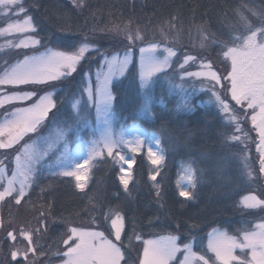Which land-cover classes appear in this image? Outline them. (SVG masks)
Listing matches in <instances>:
<instances>
[{"label":"snow or ice","instance_id":"1","mask_svg":"<svg viewBox=\"0 0 264 264\" xmlns=\"http://www.w3.org/2000/svg\"><path fill=\"white\" fill-rule=\"evenodd\" d=\"M71 3L80 11L88 8L86 0H71ZM234 15L237 17V23L229 26L228 39L212 41L221 48L220 54L226 64V74L222 75L215 71L213 64L206 62L202 55H193L191 51L179 47V30L176 28L179 20L174 17L162 23L158 29V38L154 34L155 29L149 30L147 26L141 28L129 19L127 23L121 21L111 27L98 26L92 30L94 34L97 31L109 33L123 44L122 48L103 49L98 40H91L82 34L79 41L67 46L71 50H56L46 47L38 38L37 23H34L33 17L29 15L24 0H0V17L5 21V26L0 27V36L19 38L16 43L10 39H6L5 43L22 52H38L33 55L24 52L22 59L12 63L4 61L0 65V108L10 109L0 113V155L3 157L0 158V202L11 199L19 205L42 178L38 167L42 157L31 151L27 142L21 144V141L30 134L38 135L45 124H51L61 115L72 121L70 127H87L90 109H94L96 118L102 122L103 127L92 131L91 139L87 142L88 155L77 161L66 152L58 161L61 165L59 171L52 173L49 178H61L62 182H67L74 190L84 192L91 162L106 156L118 166L119 182L127 191L131 176L126 173L136 162L137 153L146 151V159L155 166L149 179L156 182L161 169L165 167L166 149L161 145L160 139L155 140L159 150H154L150 138L145 137L139 130L134 129L132 136L126 137L125 129L128 126L122 125L119 131H116L111 120L115 99L112 91L113 80L116 77H124L130 65L135 67L137 52L142 89L150 90L156 79L163 78L173 88L179 87L181 92L185 86L192 89L199 87L202 91L209 92L210 98H214L219 108L227 115L232 128L231 132L220 131L222 142L226 145H242L239 152L233 155L242 161L244 175L249 179L253 175L250 160L253 145L257 153L259 171L264 173V9L257 11L247 4H241L240 8L234 11ZM250 16L259 19V26L252 23ZM197 32L200 35L198 46L204 48L209 38L203 34L204 29L201 26H197ZM237 32L239 34H235ZM39 47H43L44 51L39 52ZM93 60L97 63L94 80L90 67ZM193 66L199 70L189 71ZM70 78L76 81L77 86L81 82L85 85L80 89L83 104L77 100L72 105L74 109H78L76 116L58 108L57 93L44 91L45 88H55L56 82L63 83ZM177 79L181 82L179 85L176 84ZM25 86L32 87L33 90L25 91ZM62 91L63 89H58V92ZM229 97L240 106L241 112H244L245 108L250 111L251 129L245 131L241 127L243 120L237 110L229 104ZM29 101L31 103H26ZM25 104L26 106H18ZM183 104H188L186 98ZM244 115L247 117L246 112ZM252 132L255 137L250 135ZM59 135L66 137L65 132ZM126 148L130 150V156L125 153ZM13 160L14 169L10 166ZM5 161H9V164L6 165ZM65 161H71L72 166H67ZM198 171L202 170L192 164L187 166L185 176L181 177L182 180L186 179L187 186L181 184L180 180L177 181L179 197L186 200L195 198L193 190L196 188ZM154 187L155 195L159 198L160 186L155 183ZM84 195L88 194L85 192ZM88 198L91 200V197ZM238 203L242 209L259 208L264 211V199L254 191L242 196ZM104 219L110 220V226L114 228V238L119 242L123 217L118 211L109 209ZM46 220L47 213L41 212L39 227H13L11 224L8 226L13 228V231H7L5 239L15 242L19 238V245H22H9L8 256L11 261H15V264H37V257L45 255L44 246L39 244L38 240L47 232ZM196 227L195 224L190 226L192 229ZM65 234L67 239L63 240V243L67 245V251L57 253L63 257L61 264H121L124 259L118 243L108 240L102 232L94 231L90 226L69 227ZM178 239V236H169L163 241H144L143 257L139 264H170L176 260L177 253L182 254V259L176 261V264H209L207 253L214 256L212 264H264V216L260 217V221L252 228L240 230L237 235L213 228L208 233V243L203 255L195 252L191 243L181 247L177 243ZM238 250L240 255L236 254Z\"/></svg>","mask_w":264,"mask_h":264},{"label":"trees","instance_id":"2","mask_svg":"<svg viewBox=\"0 0 264 264\" xmlns=\"http://www.w3.org/2000/svg\"><path fill=\"white\" fill-rule=\"evenodd\" d=\"M86 3L88 8L80 11L75 9L71 0H24L34 23H37L38 37L43 45L63 50H71L67 46L79 41L82 34L91 40H98L103 49L122 46L109 33L97 31L94 34L92 30L98 26L111 27L121 21L127 23L129 19L141 28L147 26L149 30L155 29L154 34L158 38V29L162 23L173 17L179 20L176 28L184 31V44L179 47L189 50L193 44L192 36L189 37L192 33L190 30L193 31L194 27L197 29V26H201L211 34L218 35L226 26L234 23V11L241 4L251 5L249 0H86ZM30 5L32 6L29 7ZM18 52L19 55L22 53L17 51L16 55ZM211 57L220 67L222 58L216 54V49L212 50ZM93 66H96V60L90 65L91 68ZM131 72L132 74L113 86L118 116L122 123L140 119L137 110L142 105L139 104L141 99L132 87L135 81L133 77H137L134 67ZM74 83L72 79L60 83L63 91H57L58 103L69 96L67 92L71 91ZM151 112V117L141 118L139 121L150 131H156L162 136L166 149L165 167L161 169L156 182L149 179L153 167L146 159V151H140L136 155L127 191L119 182L118 166L112 163L111 158L104 156L95 162L84 192L74 190L67 182H62L61 178L50 179L53 172L42 173V178L19 205L11 199L3 203L2 219L7 215L8 220L15 222L14 224H22L17 222L22 220L33 222L31 225L39 227L40 213L46 212L47 232L41 235L38 243L44 246V256L47 258L44 260L53 261L64 248L63 240L69 223H92L93 219H104L109 209H112L123 217L122 245L125 248L126 244L133 242L129 259L137 261L140 238L174 233L182 242H186L194 235L205 238L213 227H226L234 232L244 223L264 216L244 212L238 203L250 189L245 183L239 158L233 155L239 152L240 146L222 142L220 131L231 132L232 128L212 105L195 104L192 111L179 112L170 107V104H152ZM243 122L247 130L251 129L249 122L244 119ZM75 139L77 138H73L72 142ZM255 153L253 145L252 163L255 165L259 185L264 188ZM184 161H195V168L202 170L197 172V184L193 190L195 198L191 200L178 196L176 180L180 173V163ZM155 183L160 186L159 198L155 195ZM85 192L87 196L84 195ZM23 213L28 216H23ZM193 224L197 225L195 229L190 228ZM5 237L6 235L1 240L2 258L6 256L4 259L7 264H15L8 256L12 242ZM124 252L126 254V250ZM42 263L43 258L37 260V264Z\"/></svg>","mask_w":264,"mask_h":264},{"label":"rangeland","instance_id":"3","mask_svg":"<svg viewBox=\"0 0 264 264\" xmlns=\"http://www.w3.org/2000/svg\"><path fill=\"white\" fill-rule=\"evenodd\" d=\"M249 2L251 4V5H249V7L255 8L257 11L264 9V0H249ZM1 19H3V18L0 17V27H4L5 23L4 22L2 23ZM249 19L252 21L253 24L259 26V19L257 17L250 16ZM236 23H237V17L235 18L234 23H232L230 25H236ZM229 26H226L224 31H222L218 35L217 34L213 35L208 30H206L204 28L203 34L208 36V38H209L205 42L206 46L204 48H200L198 46L199 40H200V35L197 32V29H195L196 27L193 28V31L190 30V32H192V33H190L191 35H189V37L192 36L191 39L193 40V44H191V49H189L188 51H191V53L193 55L199 54V55H202L203 57H205L206 62H211L213 64V69L222 75L226 74L225 73L226 64H225L223 56L220 54L221 48L218 47L217 44L212 43V41H214V40L215 41H226L228 39V33L230 31ZM183 32H184L183 29H179V31H178L177 43H180L178 45L184 44V42L182 41ZM235 34H239V33L237 32ZM6 39H10L13 41V43H16L19 38L15 37V36H8V37L0 36V45H3V47H0V65H2L4 63V61H9L10 63H12L17 59H22L24 52H27L28 55L38 54V52H34L31 50L29 52L27 50H24V52L21 53L22 55H16L17 51H21V50L15 49V48L11 47L10 45H7L5 43ZM142 46L147 47V45H142ZM122 47H123V44H122V46H118L117 48H122ZM48 48L56 49V50H63V49L54 48V47H50V46ZM106 49H108V48H106ZM213 49H216V54H218V56L222 58V60H221L222 62H220V67H218V63L211 60V58H212L211 55H212ZM42 51H44V50H42ZM42 51H39V52H42ZM7 54L8 55L10 54V56L8 57ZM18 54H19V52H18ZM15 55H16V58H15ZM93 61L95 62V60H93ZM92 62H91V64H92ZM134 64H135L134 70H135L137 77H133L135 79V81H134V84L132 87L136 90L138 96L141 99L139 104H142L141 107H138V110H137L138 117L140 118L139 120H142L141 118L151 117V113H152L151 112V106H152V104H156V105H160V106H165V105L170 104V107L172 106L173 109H175L176 111H179V112H184V111L190 112L193 110L194 105L197 104V105H201V106L212 105L218 111V113L224 119V121H226V123H228L227 115L225 113H223V111L219 108V106L216 104L214 98H210V93L207 91H202L199 87L192 89V88H188L185 86L184 91L181 92L179 87L173 88L172 85H170L166 79L161 78V79H156L154 81V83L151 85L150 90L142 89L140 87V79H139V53L138 52L136 53ZM96 66H97V63H96ZM96 66L95 67L93 66V68H92L93 80L95 79L94 72H95ZM132 67L133 66L130 65L129 71L127 73H125L124 77L114 78L113 86L116 82H119L120 80L124 79L126 76L132 74V72L130 73V70ZM197 70H199V69H197L195 66H193L192 68L189 69V71H197ZM228 70H230V67L228 68ZM169 71H171V70H169ZM78 72H79V69H78ZM74 75H76V74H74ZM79 79H80L79 76H77V80H79ZM84 79H87V77H84ZM74 82L75 83H74V86L71 88V91L67 92V94H69V96L64 98L63 102L58 103V108H60L62 112L67 110L68 112H71V114L73 116H76L78 113V109H74L72 107V105H74L77 100H80L81 104H83V99L81 98V95H80V89L83 88L85 85L81 82L77 86L76 81H74ZM180 83H181L180 80L177 79L176 84L179 85ZM61 88H63V87L61 86L60 82H56L55 88H45L44 91H52V92L57 93L58 89H61ZM23 90L31 91V90H33V88L29 87V86H25L23 88ZM112 91H113V88H112ZM40 94L42 95L43 92H41ZM221 94L223 95L222 90H221ZM113 96L115 98L113 101V111H112V116H111L113 129L116 131H119V129L122 125H127L128 127L125 129V135H126V137H129V138L132 136L134 129L139 130L145 137L150 138V142L152 144V147L154 148V150L158 151L159 147L155 144V140L157 138H159L161 141V145L163 146L162 136L156 131L150 132L147 129V127H145L143 125V123L139 120L133 121L131 123H124V122L122 123V120L119 119V116H118V110H117L118 105L116 102V96H115L114 92H113ZM185 98L188 100L187 105L183 104V100ZM228 102L230 105H232L237 110V113L240 115L241 119L243 118L245 121L249 122L250 128H252V125L250 123V115H251L250 111L245 108L244 112H241L240 106L236 105L235 102L232 101L230 97L228 99ZM26 103H31V101L26 102ZM18 106H26V104L25 105H18ZM6 110H10V109L0 108V113H3ZM53 111H55V110H53ZM245 112L247 113V117L244 115ZM50 118H51V113H50ZM0 120H2V115H0ZM71 124H72V121L66 119L63 115H61L58 120L53 121L51 124H45V126L39 130L38 135L37 134H30L31 135L30 137L26 136L24 138V141H21V144H24L25 142H27L30 145V150L33 151L36 155L42 157L41 164L38 166L40 168L41 173H48V172L54 173V172L59 171L61 165L58 163V161H60L63 158V156L65 155L66 152L70 153L77 161H81L83 158H85L88 155L89 149H88V143L87 142L89 139H91L92 131L94 129H100L103 127L102 122L96 118L94 109H90V111L87 115V127L81 125L80 127L75 128V127H70ZM241 127L243 129H245V131H247L245 122L242 123ZM62 132L66 133V137L59 135V133H62ZM250 135H251V133H250ZM252 135H253V137H255L254 132H252ZM76 136H78V137H76ZM65 138L67 139L66 144H65ZM73 138H77L74 140V141H76L74 144H72ZM239 146L241 148L242 145H239ZM15 147H18V146H15ZM163 148H164V146H163ZM9 151H11V150H9ZM0 153H2V150H0ZM45 153H46V155H44ZM125 153L129 156L131 155L130 150H128L127 148L125 149ZM125 153H122V154H125ZM255 155L257 156V153H255ZM164 156H165V153H164ZM0 158H3L2 155H0ZM100 158H103V157H98L91 162V167L87 171L88 183H89V180H90V177L92 174L91 173L92 168L95 165V162ZM250 160H251V167L253 169V175L249 179L246 175H244L243 164H242V161L239 159V162L241 163V166H242V172L244 175L245 183H247L250 187L249 191H247L244 195H247L250 191H254L257 195H260L261 198L264 199V188H263V186L259 185V180H258V176L256 174L257 172L255 170V165H254V163H252V159H251V152H250ZM65 163L69 167L72 166L71 161H65ZM5 164L8 165L9 161H5ZM190 164H192V166L195 167V165L193 164L192 161H190V162L184 161V162L180 163V173H179L177 180H176V181L180 180L181 184H184L185 186H187L186 179L182 180L181 177L185 176V174H186L185 170H186L187 166ZM10 166L13 169L15 168L14 160L11 161ZM152 167H155V166H152ZM132 168H133V165L130 167L128 173H126L127 175H130V176L132 175ZM118 173H119V168H118ZM261 177H262L263 185H264V173H261ZM177 187H178V185H177ZM5 201L0 202V226L3 224L0 227V262L2 259V262L0 264H7L5 262V259H4V258H6V256H4L2 258L1 240L4 238L5 235H7V231H13V228H10V227L8 228L7 224L12 223L13 227H26V228L34 227L33 225H31V224H34L33 222H31V223L22 222V220L17 221V222H21L22 224H14L15 222H10L8 220L9 216H7V215L4 219H2L1 208H2L3 203ZM7 203H8V201H7ZM244 212L257 213L256 215H258V216L260 214H264V211H261L259 208L258 209H251V210L250 209H244ZM23 216H28V214L23 213ZM259 221H260V219L255 220V221L246 222L240 228L236 229L234 232L231 231L230 229L226 228V227H213V228L219 230L220 232H227L230 235H237L240 230H243L245 228H252ZM84 226H90L92 230L102 232L108 240H112L113 243H118V246L121 248V251L124 254V259H126L125 261L123 259L121 261V264H139L140 260L143 257V248L145 246L144 241H147V240L163 241L166 237L178 236L177 234H174V233H159V234H155L153 236L140 238L138 240V244L140 243L139 253L137 254L138 259H137V261H134V259L131 261L129 258L131 257V254H132L131 251L133 250L132 249L133 242L126 244V246L124 248V245H122V242H121L123 230L121 232L120 241L117 242L114 238V228H112L110 226V220H105V219L99 218V219H95V221L93 219L92 223H87L86 221H78V222L69 223L68 228L69 227H84ZM123 227H124V222H123ZM213 228H211L207 232L205 238H199L198 236L194 235V236H190L186 242H182L179 238L177 240V243L181 247L184 244L191 243L193 250L195 252L203 255V254H205L204 249L206 248L207 243H208V233H210ZM65 239H67V235L64 238V240ZM11 242L16 243L13 241H11ZM69 243H71V242H69ZM17 244L19 245V241L17 242ZM198 245H202L203 247L200 248V247H198ZM125 250H126V254L124 252ZM65 251H67V245L64 244V248L60 253H63ZM127 252H129V254H127ZM236 254L240 255L239 250L237 251ZM29 258L31 259V257H29ZM41 258H43L42 264H61V260L63 259L62 256L57 255V257L54 258L53 261H51V260L45 261L44 259H47V258H46V256L43 255V256H38L37 260H39ZM207 258L209 260V264H212V261L214 260V256L211 253H207ZM180 259H182V254L177 253L176 260L171 261L170 264H176V261H178ZM123 261H124V263H123Z\"/></svg>","mask_w":264,"mask_h":264}]
</instances>
